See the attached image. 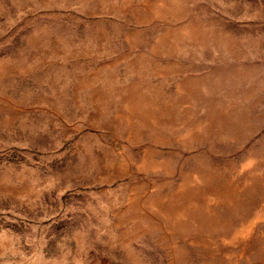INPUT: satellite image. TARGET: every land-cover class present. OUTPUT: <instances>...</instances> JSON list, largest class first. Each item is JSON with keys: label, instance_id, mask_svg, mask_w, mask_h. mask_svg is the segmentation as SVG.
Instances as JSON below:
<instances>
[{"label": "rangeland", "instance_id": "374dc122", "mask_svg": "<svg viewBox=\"0 0 264 264\" xmlns=\"http://www.w3.org/2000/svg\"><path fill=\"white\" fill-rule=\"evenodd\" d=\"M0 264H264V0H0Z\"/></svg>", "mask_w": 264, "mask_h": 264}]
</instances>
